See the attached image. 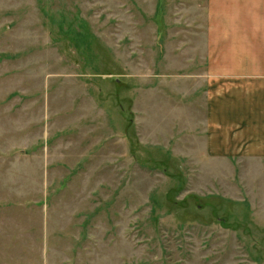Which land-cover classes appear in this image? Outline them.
<instances>
[{
    "label": "rangeland",
    "instance_id": "1",
    "mask_svg": "<svg viewBox=\"0 0 264 264\" xmlns=\"http://www.w3.org/2000/svg\"><path fill=\"white\" fill-rule=\"evenodd\" d=\"M245 13L0 0V264H264V157L231 122L264 86L211 75L214 17Z\"/></svg>",
    "mask_w": 264,
    "mask_h": 264
},
{
    "label": "crops",
    "instance_id": "2",
    "mask_svg": "<svg viewBox=\"0 0 264 264\" xmlns=\"http://www.w3.org/2000/svg\"><path fill=\"white\" fill-rule=\"evenodd\" d=\"M249 1L240 0V3L248 5ZM218 21V16H216L210 25V49L218 48L216 53H223L224 60L215 62L221 72H211V75L216 76L215 78L220 77L218 80L223 79L224 85L264 86V72H262L264 71V14L249 15L245 13L232 17L233 35L227 31L223 35V40L217 35L218 32H214L220 26ZM209 69L210 71L217 70L216 68ZM214 83L217 81L215 80ZM262 102V111L252 121L250 111L241 113L239 119L235 118L231 121L234 123L239 121L235 126L236 130L245 136L248 135L246 138L251 140L243 146L252 150L258 157H264V98ZM231 122L230 124H232ZM210 128L211 130L215 128L214 121L211 122ZM226 148L232 149L230 146Z\"/></svg>",
    "mask_w": 264,
    "mask_h": 264
}]
</instances>
